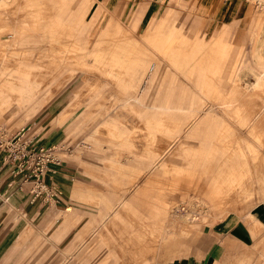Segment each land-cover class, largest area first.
<instances>
[{"label":"rangeland","instance_id":"1","mask_svg":"<svg viewBox=\"0 0 264 264\" xmlns=\"http://www.w3.org/2000/svg\"><path fill=\"white\" fill-rule=\"evenodd\" d=\"M31 1H45L46 5L35 8ZM29 9L42 11V25L47 34L42 38L45 41L38 37L40 42L57 48L67 40L68 45H62L59 67L44 62L49 59L48 55L35 56L32 50L29 51L31 57L24 60L25 51H20L21 40L18 37L5 38L0 42L2 48H9L7 56L10 57V60L6 56L7 61L0 62V144H8L24 135L35 147H52V155L58 159V163L48 161L47 175L43 177L50 187L53 186L59 193L56 181L61 179L93 183L71 197L84 203L87 210L102 209L103 214L111 212L102 232L106 237L102 236L99 244L101 253L93 252V223L90 219L82 231L85 237L76 239L80 243L76 249L79 252H68L63 262L142 264L143 258H153L154 249L159 248L158 258L151 264H173L174 258L182 259L199 253L206 240L210 239V230H218L222 220L252 219L250 210L264 201V189L259 198L252 201L233 195L241 188L239 181L244 170L235 154L226 155L222 151L226 137L220 130L222 126L235 125L242 130L244 137L251 136L248 124L253 123L255 139L260 141L264 151V0H9L0 4V33L7 35L16 26H30L32 21L25 13L21 14ZM11 24H15L14 27ZM63 26L69 28L66 39L59 36ZM171 30L175 40L193 43L191 54L180 66L166 61L161 53H157V49L155 51L151 42L153 34L161 32L162 35ZM108 34L116 40L120 38L122 42L139 44L155 59L149 61L144 58L132 65L129 72L119 73L107 67V75L99 69L91 71L66 62L68 58L64 54L71 51L69 48L72 45L83 51L82 59L86 65L102 68L103 65L98 64L91 54ZM35 39L30 37L25 42L32 46ZM210 48H213V53L208 52L213 59L208 54L203 57L211 58L213 65L199 63L196 60L198 55ZM118 56L123 58L121 53ZM38 61L44 63L39 64ZM227 65H234L235 71ZM97 73H100L99 79ZM121 75L124 84L119 87L111 83L108 77L120 80ZM104 79L109 80L110 85ZM255 79H258L259 85L240 96L239 90L244 92L245 86ZM231 88L237 92L232 93ZM95 89L98 93H95ZM84 95L88 96L90 102L87 98L85 100ZM210 95L219 97L222 104H228L237 97L242 111L250 118L246 123L238 124L233 118H227L222 109V117L210 118L205 123L206 136H189L191 132L186 134V125L192 122V111L186 108L213 104V101L207 100ZM234 95L236 97H232ZM135 97L138 100L135 101ZM160 104L180 107L174 112L173 117L176 118L167 125L161 122L163 115L158 107ZM123 105L127 106V110H122ZM119 109L125 112L122 114ZM175 128H182L184 133L179 136V130L176 132ZM113 130L120 133L117 140H109L104 134ZM146 132L150 134L152 142L144 155L141 133ZM132 141H138V144ZM210 141L214 146L211 151L206 153L199 150L200 145ZM255 160L257 164L258 159ZM0 162L9 166L11 172L13 165L5 159L2 151ZM29 165L31 163L28 161L17 173L11 172L14 176L10 173V178L8 171L4 181L13 183L17 180L15 176L19 177L18 181L27 186V195L33 198V183L31 180L23 181ZM256 169L264 175V165H256ZM99 202L109 205H96ZM65 208L68 211L72 209L70 205ZM107 229L109 232L106 233ZM173 232L182 234V244L175 249L172 260H167L164 247L160 246V238L164 233ZM174 238L179 240L176 235ZM96 240L99 241L98 237ZM261 240L264 241V236ZM82 247L88 253L86 263L78 259ZM109 248L112 252L105 257Z\"/></svg>","mask_w":264,"mask_h":264},{"label":"crops","instance_id":"2","mask_svg":"<svg viewBox=\"0 0 264 264\" xmlns=\"http://www.w3.org/2000/svg\"><path fill=\"white\" fill-rule=\"evenodd\" d=\"M7 173H11L9 166L0 162V264H69L62 259L68 252H79L76 239L85 237L82 231L90 219L93 252L101 253L99 244L105 236L102 232L111 214H103L102 209L87 210L84 203L71 197L93 183L61 179L56 181V198H30L19 177L15 176L13 183L4 181ZM100 202L96 205H109ZM67 205L72 207L70 211ZM250 214L252 219L222 220L218 230H210V239L199 253L174 258L173 264H264V201L253 206ZM111 252L109 248L105 257ZM87 255L82 247L78 259L86 263Z\"/></svg>","mask_w":264,"mask_h":264},{"label":"bare ground","instance_id":"3","mask_svg":"<svg viewBox=\"0 0 264 264\" xmlns=\"http://www.w3.org/2000/svg\"><path fill=\"white\" fill-rule=\"evenodd\" d=\"M9 0H0V4H2V3H7ZM28 1V0H27ZM30 1V0H29ZM260 1H262V0H260ZM31 2H33V1H31ZM59 3V2H58ZM57 3V4H58ZM32 4H34V6H35V8L36 7H41V6H43V5H46V3H45V1H42V2H33ZM31 4V5H32ZM56 4V5H57ZM31 7V6H30ZM59 7H60V5H59ZM21 8V7H20ZM33 8V7H32ZM57 8V7H56ZM17 9H18V7H17ZM54 9V8H53ZM22 10V9H21ZM51 10V9H50ZM56 11H57V9H56ZM56 11H55V13H56ZM17 12V11H16ZM52 12V11H51ZM25 13V15H26V17L27 18H29L32 22H31V25H30V23H29V25L30 26H26V27H21V26H16V27H14V25L13 24H11V25H13V27L14 28H12L11 29V33H6V31H5V33L7 34V35H5L4 33H0V42L1 41H4L3 39H5V38H14V37H18L17 39L19 40V38H20V40H21V43H19V44H21V46H20V51H25V55L23 56V59L24 58H28L30 55H29V51H31L32 50V52L34 53V55L35 56H38V55H48L49 56V59H45V61L44 62H46V61H48L49 63H51V64H53L54 66H58L59 65V59H58V57L59 56H61V55H63V46L62 45H68V42H67V40H64L63 41V44L61 45V46H59V47H57V48H52V47H50V46H48L47 44H45V43H43L42 41L44 40H42V38L44 37L45 38V35L47 34L46 33V31H45V29H44V26L42 25V19H41V16H42V11H41V9H34V10H26L25 12H23V13H21V14H24ZM53 13V12H52ZM17 15V14H16ZM20 15V14H19ZM52 15V14H51ZM47 18V17H46ZM2 19H3V17H2ZM14 20H18L17 18H15ZM44 20V19H43ZM169 20V19H168ZM4 22H5V20H3ZM26 21V20H25ZM65 21V20H64ZM1 23V22H0ZM6 23V22H5ZM18 23V22H17ZM165 23V22H164ZM2 24H3V22H2ZM10 24V23H9ZM19 24V23H18ZM168 24V23H167ZM65 25V24H64ZM81 25V24H80ZM163 25H165V24H163ZM0 26H2L1 24H0ZM7 27V26H6ZM8 27H10V26H8ZM2 30V29H1ZM4 31V30H3ZM60 31V30H59ZM163 31H164V28H163ZM1 32V31H0ZM107 32V31H106ZM105 32V33H106ZM123 32H125V31H123ZM172 30L171 31H169V32H167L166 34H160L161 32H159V33H155V34H153L152 35V37H151V42L153 43V45L155 46L154 48H155V51H156V49H157V53H161L162 54V56L163 57H165V60L166 61H168V60H170L171 62H172V65H178V66H180V65H182L184 62H186V60H184L189 54H191V51H192V46L191 45H193V43L192 44H189V43H187L186 41H181V40H177V38H176V40L174 39V37H173V35H171L172 33ZM108 33V32H107ZM58 34V33H57ZM67 34H69V28L68 27H64L63 26V28H62V31L60 32V34H59V36L60 37H66L67 36ZM125 34V33H124ZM131 34V33H130ZM122 35H123V33H122ZM127 35V34H126ZM129 35V34H128ZM151 35V34H150ZM39 36H41V42H40V39H38V37ZM58 35H57V37H59ZM119 36V35H118ZM130 36H132V35H130ZM130 36L129 37H127V38H130ZM146 36V35H145ZM30 37H36V39H35V43L32 45V46H28L27 44H26V42L25 41H27V40H29L30 39ZM134 38V37H133ZM132 38V39H133ZM66 39V38H65ZM98 39V38H97ZM102 39V38H101ZM105 41L101 44V45H99L98 47L99 48H96L93 52H92V54H91V56H93V58H94V60L98 63V64H101V65H103L104 66V68H103V66H102V68H98L96 65H86V62L82 59V53H83V51L81 50V49H79L78 47H74V46H72V45H70V48L69 49H71V51H69L67 54H64V56H66L68 59V61H66L67 63H69V64H72L73 66H77L78 68L79 67H83V68H87V69H91V71H92V69L93 70H96V69H99V71H102V73L103 74H106L105 73V71H106V69H107V67H109V68H111L112 70L114 69V70H116V71H118L119 73H122V72H126V71H128V70H130L133 66L132 65H134L135 63H137L138 61H142L144 58H147L149 61L150 60H154L155 58H153V57H155V56H150L149 55V53L147 54L144 50H143V48H142V46H141V48L139 47V44L138 45H136V44H134V43H132V42H122L121 40H120V38L118 39V40H116V39H114V38H112L111 37V35L110 34H108V35H106L105 36ZM57 40H59V38L57 39ZM11 41V40H10ZM45 41V40H44ZM99 41V40H98ZM134 41H135V38H134ZM137 42H139V40L137 39L136 40ZM8 43H9V41H7ZM59 42H60V40H59ZM7 43V44H8ZM140 43V42H139ZM149 43V42H148ZM3 44V43H2ZM30 44V43H29ZM53 45H54V43H53ZM10 46V45H9ZM11 46H12V44H11ZM152 45H150V47H151ZM16 47V46H15ZM17 47H19V46H17ZM9 49V48H8ZM8 49H5V48H2L1 46H0V62H2V61H7V60H5L6 59V56L8 55ZM73 50V51H72ZM153 50V49H152ZM28 51V52H27ZM149 51V50H148ZM211 52V53H213V48H210V49H208V50H204L203 52H201L200 53V55H198V58H196V60H198L199 61V63H201V62H204V63H207V64H210L211 66L213 65L212 63L214 62L212 59H213V56H211L210 54H209V52ZM12 52V51H11ZM151 52V51H150ZM153 52V51H152ZM214 52H215V50H214ZM227 52V51H226ZM20 53V52H19ZM90 53V52H89ZM122 54L123 55V58H120L119 56H118V54ZM254 53V52H253ZM199 54V53H198ZM206 54H208L209 56H211L212 57V59L211 58H209L208 56H206V58L205 57H203V56H205ZM42 55V56H43ZM89 55V54H88ZM159 55V54H158ZM34 56V57H35ZM42 56H41V58H42ZM63 56V57H64ZM162 56H160V57H162ZM8 57V56H7ZM31 57V56H30ZM29 57V58H30ZM33 57V56H32ZM9 58V60H10V57H8ZM20 58V57H19ZM35 59H36V57H35ZM39 59V58H38ZM161 59V58H160ZM160 59H158V60H160ZM215 59V58H214ZM25 60V59H24ZM146 60V59H145ZM164 60V61H165ZM221 60V59H220ZM224 60V59H223ZM37 61V60H36ZM43 61H38L37 63H41V62H43ZM165 61V62H166ZM169 61V62H170ZM219 61V60H218ZM222 61V60H221ZM16 62H17V60H16ZM27 62H28V60H27ZM30 62H31V60H30ZM34 62V61H33ZM43 62V63H44ZM65 62V63H66ZM152 62V61H151ZM168 62V63H169ZM197 62V61H196ZM211 62V63H210ZM222 62H224V61H222ZM226 62V61H225ZM32 63V62H31ZM36 63V64H37ZM140 63V62H139ZM167 63V64H168ZM63 64V63H62ZM219 64H221V63H219ZM2 65V64H1ZM162 65V64H161ZM170 65V64H169ZM168 65V66H169ZM201 65V64H200ZM16 66V65H15ZM135 66V65H134ZM137 66V65H136ZM198 66V65H197ZM228 66V68H232V70L233 71H235L234 70V65H227ZM226 66V67H227ZM11 67V66H10ZM9 67V68H10ZM13 67V66H12ZM59 67H60V65H59ZM58 67V68H59ZM63 67V66H62ZM138 67V66H137ZM170 67V66H169ZM184 67V66H183ZM207 67H209V66H207ZM224 67V66H223ZM31 68V67H30ZM33 68V67H32ZM45 69H46V67H44ZM54 68H56V67H54ZM68 68H70V67H68ZM78 68H77V70H78ZM140 68V67H139ZM145 68V67H144ZM147 68V67H146ZM149 68V67H148ZM151 68V67H150ZM5 69V68H4ZM3 69V70H4ZM51 69H52V67H51ZM62 69V68H61ZM71 69V68H70ZM73 69V68H72ZM134 69V68H133ZM16 70H18V69H16ZM57 70V69H56ZM80 70V69H79ZM113 70V71H114ZM8 71V70H7ZM52 71H54V69H52ZM64 72L66 71V70H63ZM82 71H83V69H82ZM136 71V70H135ZM12 72V71H11ZM24 72V71H23ZM36 72V71H35ZM62 72V71H61ZM67 72V71H66ZM84 72V71H83ZM86 72V71H85ZM89 72V71H88ZM129 72V71H128ZM53 73V72H52ZM91 73H93V72H91ZM101 73V72H100ZM100 73H97V76L98 75H100ZM13 74V73H12ZM61 74V73H60ZM87 74H89V73H87ZM94 74H96V73H94ZM102 74V75H103ZM124 74V73H123ZM125 74H127V73H125ZM30 75V74H29ZM92 75V74H91ZM107 75V74H106ZM58 76H59V74H58ZM87 76V75H86ZM94 77H95V75H93ZM128 76H129V74H128ZM33 77V76H32ZM109 77V79H110V82L111 83H113V84H115V85H117L118 87L119 86H123V84H124V79L122 78V75H121V79L120 80H116V79H113L112 77H110V76H108ZM132 77V76H131ZM19 78V77H18ZM35 78H36V76H35ZM96 78V77H95ZM103 78V77H102ZM102 78H100V79H102ZM133 78V77H132ZM29 79H30V76H29ZM85 79V78H84ZM98 79H99V76H98ZM119 79V78H118ZM259 79H260V77H259ZM103 80V79H102ZM102 80H100V81H102ZM108 80V79H107ZM132 80V79H131ZM246 80V79H245ZM92 81V80H91ZM95 81V80H94ZM109 81V80H108ZM108 81H105V79H104V82H108ZM127 81V80H126ZM146 81V80H145ZM244 81V80H243ZM11 82H13V81H11ZM93 82V81H92ZM98 83H100L99 81H97ZM103 82V81H102ZM129 82H130V80H129ZM221 82L222 81H220V84H221ZM245 82V81H244ZM126 83V82H125ZM243 83V82H242ZM258 83V79H255V81L254 82H251V83H248V85H246L245 86V91L243 92H241V90H239V93H240V96H243L244 94H246V92H247V90L248 89H250V88H252V87H254L256 84ZM87 84V83H86ZM85 84V85H86ZM89 84V83H88ZM87 84V85H88ZM108 84H109V82H108ZM232 84V83H231ZM3 85V84H2ZM39 85H40V83H39ZM84 85V86H85ZM96 85V84H95ZM110 85V84H109ZM133 85V84H132ZM257 85H259V84H257ZM28 87H30L29 85H27ZM34 86V85H33ZM83 86V87H84ZM94 86V85H93ZM97 86V85H96ZM101 86H103L102 84H101ZM100 86V87H101ZM129 86V85H128ZM20 87V86H19ZM233 87H235L234 85H233ZM26 88V87H25ZM90 88H91V86H90ZM98 87H96V89H97ZM29 89H32V88H29ZM34 89V88H33ZM35 89H36V87H35ZM96 89L94 90L95 91V93L97 92L98 93V90L96 91ZM102 89V88H101ZM100 89V90H101ZM28 90V89H27ZM87 90V89H86ZM90 90V89H89ZM99 90V91H100ZM231 92L233 93V92H235L236 90L234 89V88H231ZM7 91V90H6ZM102 91V90H101ZM103 91H105V89L103 90ZM168 91V90H167ZM173 91V90H172ZM2 92H3V90H2ZM15 92V91H14ZM107 92H109L108 90H107ZM106 92V93H107ZM219 92H220V90H219ZM237 92V91H236ZM94 93V92H93ZM101 93V92H100ZM89 95H90V92L88 93ZM87 94V95H88ZM103 94V93H102ZM117 94H118V92H117ZM230 94V93H229ZM242 94V95H241ZM9 95H11V94H9ZM94 95V94H93ZM97 95H99V94H97ZM165 95H166V93H165ZM85 96V95H84ZM120 96V95H119ZM164 96V95H163ZM14 97V96H13ZM88 97V96H87ZM86 96H85V100H86V98H87ZM90 97V96H89ZM91 97H92V94H91ZM127 97V96H126ZM232 97H236L235 95L234 96H232ZM95 98V97H94ZM103 98V97H102ZM109 98V97H108ZM161 98V97H160ZM11 99V98H10ZM92 99V98H91ZM165 99V98H164ZM173 99V98H172ZM219 99V97H217V96H215V95H210L209 96V98L207 99L208 101H213V104H209V105H205V104H202V105H200V106H190V107H187L186 109L187 110H191L192 112H191V120H192V122L190 123V124H187L186 125V127H187V129H188V131H186V134H190V132H191V134L189 135V136H192V135H194V136H198L199 135V137H201V135L202 136H206L205 135V130H204V127H205V123L207 122V120H210V118H219V117H222L223 115H222V109H224L225 110V114L224 115H226V117L227 118H233L235 121V123L237 122L238 124L240 123V124H244V123H246L247 122V119H249L250 118V115L249 114H247L245 111L243 112L242 111V106H241V102L239 101V99L236 97L235 98V100H231V102L230 103H228V104H222L221 103V101L220 100H218ZM253 99V98H252ZM84 100V101H85ZM87 100H88V98H87ZM86 100V101H87ZM95 100V99H94ZM110 100V99H109ZM134 100L136 101V100H138V97H135L134 98ZM166 100L167 101H171L172 102V100L171 99H169V98H166ZM9 101V100H8ZM89 101V100H88ZM92 101V100H91ZM82 102V101H81ZM90 102V101H89ZM25 103V102H24ZM96 103H98V102H96ZM130 103V102H129ZM95 104V103H94ZM121 104V103H120ZM127 104V103H126ZM125 104V105H126ZM11 105V104H10ZM91 105V104H90ZM88 107V106H87ZM90 107V106H89ZM160 109H162V111H161V113H162V115L163 116H161L162 118H160V119H162V121L161 122H163V124L164 125H167L169 122H170V120H173L174 118H176V117H173V115H175V110H178V109H180V107H175V104H173V105H171V106H164V105H162V104H160L159 106H158ZM14 108V107H13ZM27 108V107H26ZM91 108H92V105H91ZM129 108V107H128ZM87 109V108H86ZM89 110H90V108H88ZM132 110L134 109V107H132L131 108ZM130 109V110H131ZM137 109V108H136ZM135 109V110H136ZM262 109V108H261ZM13 110V109H12ZM122 110H127V106H124L123 105V107H122ZM131 110V111H132ZM134 110V111H135ZM159 110V109H158ZM221 110V111H220ZM84 111H85V109H84ZM119 111H120V109H119ZM259 112H260V114H261V111L260 110H258ZM86 112H87V110H86ZM122 114L125 112V111H120ZM130 112V111H129ZM142 112V111H141ZM144 112V111H143ZM142 112V113H143ZM81 113H83V112H81ZM99 113V112H98ZM147 113V112H146ZM85 114V113H84ZM257 114V113H256ZM90 115V114H89ZM99 115V114H98ZM102 115V114H101ZM112 115V114H111ZM110 115V116H111ZM69 116V115H68ZM81 116V115H80ZM79 116V117H80ZM255 116V115H254ZM256 117V116H255ZM259 117V116H258ZM147 118V117H146ZM151 118V117H150ZM254 119V118H253ZM148 120V119H147ZM231 120V119H230ZM156 121H158V120H156ZM143 122V121H142ZM171 124V123H170ZM173 124V123H172ZM175 124V123H174ZM230 124H232V123H230ZM253 123H250V124H248V133L249 134H251V136L249 135V136H243V134H241V131L242 130H240L239 129V127L238 126H235V125H229L228 124V127L226 128V127H224V126H222L221 127V134H223V135H225V142H226V145H225V148H223V144L221 145L222 147L221 148H223L222 149V151L223 152H225V154L226 155H230V154H235L234 156H236L237 158H238V160H239V163H240V166H241V168L244 170V173L241 175V178H240V181H239V184L241 185L240 187V189H235L236 191L234 192L233 190V195L234 196H236V197H239V198H242V199H247V200H251V199H253V200H256V199H258L259 198V196L261 195V191H262V189H264V175H262L261 174V170L259 171L258 169H256V165L257 166H259V167H261L262 165H264V156H262V153H264V151H262V149H261V146H260V141H257L256 139H255V132H254V124L252 125ZM110 125V124H109ZM112 125V124H111ZM147 125V124H146ZM163 125V126H164ZM106 126V125H105ZM154 126V125H153ZM173 126V128L174 127H176V126H174V125H172ZM171 126V127H172ZM143 127V126H142ZM245 127V126H244ZM243 127V128H244ZM247 127V126H246ZM108 128V127H107ZM177 128V127H176ZM175 128V130H176V132L178 131L179 133H177V134H179V136H181L183 133H184V131H183V129L181 128H179L178 130ZM219 128V127H218ZM242 128V129H243ZM143 129V128H142ZM169 129V128H168ZM245 129V128H244ZM243 129V130H244ZM135 130V129H134ZM138 130V129H137ZM159 130V129H158ZM185 130V129H184ZM246 131H247V129H245ZM114 131V130H113ZM149 131V130H148ZM173 131V130H172ZM245 131V132H246ZM145 132V131H144ZM152 132V131H151ZM161 131H159V133H160ZM244 132V131H243ZM137 133H138V131H137ZM136 133V134H137ZM172 133V132H171ZM101 134V133H100ZM103 134V133H102ZM104 134H106V136H107V138L109 139V140H117L119 137H120V133L118 132V131H114V132H109V131H105V133ZM142 134V136H143V148L141 149V150H143V152H144V155H145V152H147L148 151V148H149V146H150V142H152V140L150 141V134L148 133V132H146V133H141ZM172 135V134H171ZM155 136H156V134H155ZM166 136H168V135H166ZM169 137V136H168ZM186 137V136H185ZM221 137V136H220ZM205 138V137H204ZM203 137L201 138V139H204ZM257 139H258V137H257ZM122 140V139H121ZM124 141V140H123ZM115 142V141H114ZM121 142V141H120ZM126 142V141H125ZM130 142V141H129ZM133 142V141H132ZM135 142V141H134ZM133 142V143H134ZM138 142V141H137ZM137 142H135V143H137ZM219 142V141H218ZM222 142V141H221ZM224 142V143H225ZM104 143V142H103ZM128 143V142H127ZM133 143H132V145H133ZM138 144V143H137ZM141 144V143H140ZM128 145V144H127ZM136 145V144H135ZM139 146V145H138ZM138 146H136V147H138ZM141 146V145H140ZM262 146H264V145H262ZM133 147H134V145H133ZM154 147V146H153ZM212 147H214L213 146V141H210L208 144H205V145H200V147H199V150H201V151H206V153H207V151H211V148ZM135 148V147H134ZM262 148H264V147H262ZM139 149V148H138ZM221 150V149H220ZM214 151H215V149H214ZM205 153V152H204ZM215 153V152H214ZM152 154V153H151ZM147 155H148V153H147ZM204 155V154H203ZM217 156V155H216ZM154 157V156H153ZM210 157V156H209ZM232 157H233V155H232ZM237 158H235V159H237ZM220 159H222V158H220ZM254 159H258V162H257V164H256V160L254 161ZM158 160V159H157ZM233 160V159H232ZM207 161H208V159H207ZM224 160H222V162H223ZM205 162V161H204ZM232 162V161H231ZM236 162V161H235ZM160 164H161V162H159ZM159 163H158V165H159ZM221 163V162H220ZM227 163V162H226ZM156 165V164H155ZM162 165H164V164H162ZM230 165V164H229ZM232 165V164H231ZM238 165V164H237ZM227 166V165H226ZM115 168H119V166L117 167V166H115ZM220 168V167H219ZM237 168V167H236ZM220 170H222V169H220ZM234 173H235V171H234ZM218 174V173H217ZM237 174V173H236ZM235 174V175H236ZM220 176V175H219ZM214 178V177H213ZM212 178V179H213ZM217 179V178H216ZM223 179V178H222ZM214 180V179H213ZM218 182V181H217ZM223 183V182H222ZM238 183V182H237ZM216 185V184H215ZM222 185V184H221ZM220 185V186H221ZM219 186V185H218ZM219 186V187H220ZM216 187V186H215ZM223 187V186H222ZM235 188V187H234ZM233 189V188H232ZM221 190V189H220ZM218 191V190H217ZM232 193V192H231ZM229 196H230V194H229ZM232 198V197H231ZM235 199V198H234ZM233 201V200H232ZM231 201V202H232ZM236 201V200H235ZM239 201V200H238ZM252 201V200H251ZM246 202V201H245ZM251 204V203H250ZM114 210V209H113ZM116 210V209H115ZM116 212V211H115ZM111 213V212H110ZM114 213V212H113ZM112 213V214H113ZM192 213V212H191ZM190 213V214H191ZM164 215V214H163ZM191 217V216H190ZM193 217V216H192ZM137 233H139V232H137ZM185 234H187V233H185ZM175 235L177 236V237H179V238H176V239H179V240H175ZM182 234L179 232V233H176V232H173V233H170V234H165L164 233V235H162V237L160 238V246L161 247H164V252H165V254L167 255L166 257V259L167 260H170L171 259V257L174 255V253H175V249L179 246V245H181L182 244V241H181V237H183V236H181ZM184 235V234H183ZM133 236V235H132ZM135 236H137V234H135ZM144 236V235H143ZM185 236V235H184ZM186 238V237H185ZM191 238H192V236H191ZM190 238V239H191ZM190 239H188V240H190ZM187 240V241H188ZM83 241V240H82ZM81 241V242H82ZM159 241V240H158ZM184 241V240H183ZM190 242V241H189ZM186 243V242H185ZM133 244V243H132ZM189 244V243H188ZM129 247V246H128ZM131 247H132V245H131ZM135 251V250H134ZM154 252H155V254H154V256H153V258H151V259H153V260H151V259H149L148 257L147 258H143V260L141 261V263L142 264H151V262H153L154 261V259L156 258H158V255H159V253H160V249L159 248H156V249H154ZM132 257V256H131ZM134 258V257H133ZM172 260V259H171ZM65 262V261H64ZM62 263V262H61ZM70 263V262H69Z\"/></svg>","mask_w":264,"mask_h":264},{"label":"built area","instance_id":"4","mask_svg":"<svg viewBox=\"0 0 264 264\" xmlns=\"http://www.w3.org/2000/svg\"><path fill=\"white\" fill-rule=\"evenodd\" d=\"M0 151L4 152L5 159L12 163V173H17L20 167L27 163L29 170L23 175V181L31 180L33 194L35 197L45 195L46 199L56 198L58 192L55 191L54 187L49 185L44 180V176L47 175L48 161H54L58 163V159L52 155V147H35L31 142L29 143L25 136H19L13 142L1 145Z\"/></svg>","mask_w":264,"mask_h":264}]
</instances>
